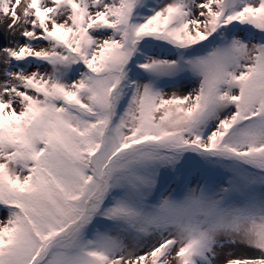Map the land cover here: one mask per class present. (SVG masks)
Returning a JSON list of instances; mask_svg holds the SVG:
<instances>
[{
  "label": "snow or ice",
  "instance_id": "6c2138e0",
  "mask_svg": "<svg viewBox=\"0 0 264 264\" xmlns=\"http://www.w3.org/2000/svg\"><path fill=\"white\" fill-rule=\"evenodd\" d=\"M0 14V264H264V0Z\"/></svg>",
  "mask_w": 264,
  "mask_h": 264
},
{
  "label": "rangeland",
  "instance_id": "374dc122",
  "mask_svg": "<svg viewBox=\"0 0 264 264\" xmlns=\"http://www.w3.org/2000/svg\"><path fill=\"white\" fill-rule=\"evenodd\" d=\"M11 23V19L8 16H4L3 14H0V46L3 45H8L10 40H18L19 39V34L20 30L17 29L16 33L14 36L9 34L8 31V25ZM21 44L24 43L23 40H19ZM46 44H37L36 47H45ZM33 70L32 68H29L28 71ZM0 82H3V77L0 76ZM190 85L189 87H191ZM186 90V89H185ZM249 253L247 251H241L237 250L235 251L234 255L235 256H241V255H248Z\"/></svg>",
  "mask_w": 264,
  "mask_h": 264
}]
</instances>
